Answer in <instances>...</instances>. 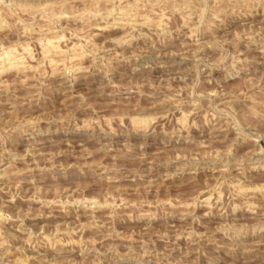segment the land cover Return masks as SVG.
<instances>
[{
	"label": "rangeland",
	"instance_id": "obj_1",
	"mask_svg": "<svg viewBox=\"0 0 264 264\" xmlns=\"http://www.w3.org/2000/svg\"><path fill=\"white\" fill-rule=\"evenodd\" d=\"M0 264H264V0H0Z\"/></svg>",
	"mask_w": 264,
	"mask_h": 264
}]
</instances>
